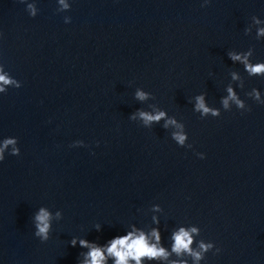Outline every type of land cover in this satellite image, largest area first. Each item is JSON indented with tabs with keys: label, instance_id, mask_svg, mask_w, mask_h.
I'll return each mask as SVG.
<instances>
[{
	"label": "water",
	"instance_id": "obj_1",
	"mask_svg": "<svg viewBox=\"0 0 264 264\" xmlns=\"http://www.w3.org/2000/svg\"><path fill=\"white\" fill-rule=\"evenodd\" d=\"M37 7L30 17L19 0H0V62L22 82L0 95V137H17L21 149L0 162V264H77L83 249L68 244L72 236L103 243L129 223L150 224L153 203L164 210L162 237L193 223L222 249L206 264H264V105L244 96L252 87L264 93V77H248L227 56L252 47L264 60V39L244 33L252 15L264 19V0ZM232 69L244 76L237 91L249 110L193 112L187 99L201 91L220 106ZM136 87L184 122L204 159L159 125L128 118L146 106L133 99ZM41 205L63 213L43 243L31 222Z\"/></svg>",
	"mask_w": 264,
	"mask_h": 264
},
{
	"label": "clouds",
	"instance_id": "obj_2",
	"mask_svg": "<svg viewBox=\"0 0 264 264\" xmlns=\"http://www.w3.org/2000/svg\"><path fill=\"white\" fill-rule=\"evenodd\" d=\"M211 0H200V6H207ZM25 6V11L30 17H35L39 9L37 0H19ZM56 12L62 13L70 10L72 0H55ZM64 23H70L71 17L65 15ZM254 30L256 40L264 39V19L252 15L250 23L244 28L245 35H250ZM253 48L246 50H227V56L233 65H241L243 72L248 77H264V60L253 59ZM229 80L224 85V94L219 98V107L210 105L206 99L207 93L201 91L187 99L192 105L193 112L201 118L219 117L221 110L231 111L233 107L240 111L249 110V105L243 99L237 89L245 88V79L239 70L232 69L228 72ZM22 82L12 76L4 63L0 62V95L8 92L9 88H20ZM244 96L257 104L264 105V93L256 87L244 91ZM133 99L144 107L136 108L128 118L138 122L144 128H152L159 125L169 135L170 139L179 147L193 149L189 143L188 132L182 120L159 106L154 100L153 94L142 87H136ZM72 147L85 146L83 140H75ZM195 152V149H193ZM21 149L18 138L15 136L0 137V162L6 155L19 156ZM200 159L205 158V153L195 152ZM148 211L151 213L150 224L138 226L129 223L124 227L123 234H117L105 240L103 243L90 241L85 236H72L68 241L73 247L79 245L83 249L77 258V264H206V254L212 252L219 254L222 249L212 240L201 237V228L197 224L178 222L168 230L167 237L161 234V214L163 208L158 203H153ZM63 213L60 209L52 211L45 205L39 206L32 214L33 236L39 241L46 242L50 238L53 221H60ZM167 228V225L164 226ZM96 231L101 230V223L93 225Z\"/></svg>",
	"mask_w": 264,
	"mask_h": 264
}]
</instances>
